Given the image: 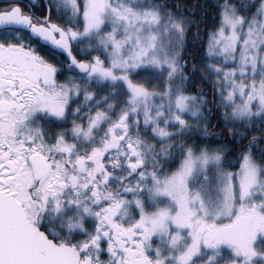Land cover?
I'll return each instance as SVG.
<instances>
[{
	"label": "snow or ice",
	"instance_id": "obj_1",
	"mask_svg": "<svg viewBox=\"0 0 264 264\" xmlns=\"http://www.w3.org/2000/svg\"><path fill=\"white\" fill-rule=\"evenodd\" d=\"M0 264H264V0H0Z\"/></svg>",
	"mask_w": 264,
	"mask_h": 264
},
{
	"label": "trees",
	"instance_id": "obj_2",
	"mask_svg": "<svg viewBox=\"0 0 264 264\" xmlns=\"http://www.w3.org/2000/svg\"><path fill=\"white\" fill-rule=\"evenodd\" d=\"M184 3H186L190 8H193L194 5L196 4H204L206 2H210V0H183ZM195 10V9H194ZM198 18V16H197ZM211 21L209 20L208 23H210ZM201 28V34L204 37L205 43H206V35H204V31H205V26L204 24H201L200 26ZM196 33V28H193L191 33L189 34L188 37V42H187V47L185 49V54L192 56V55H197L199 56V53L196 52V48L201 47V45L199 44V42H197V44H193L192 43V37L193 35ZM203 87L204 90L208 93V98L211 99V89L210 87H208V85H204V84H196V85H192L193 89L196 88H201ZM217 121L215 120V118L212 119V123L215 124Z\"/></svg>",
	"mask_w": 264,
	"mask_h": 264
}]
</instances>
